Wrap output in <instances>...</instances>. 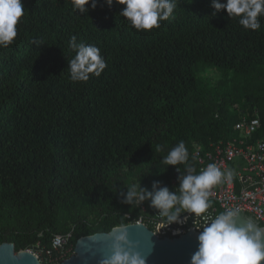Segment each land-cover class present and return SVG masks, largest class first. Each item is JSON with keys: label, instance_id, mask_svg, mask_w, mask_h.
<instances>
[{"label": "trees", "instance_id": "1", "mask_svg": "<svg viewBox=\"0 0 264 264\" xmlns=\"http://www.w3.org/2000/svg\"><path fill=\"white\" fill-rule=\"evenodd\" d=\"M22 4L17 36L0 46V245L108 233L138 216L125 180L176 193L174 168L197 174L192 144L229 140L242 114L258 115L264 137V16L251 30L212 0H176L159 27L137 30L115 2L84 13L73 0ZM73 36L100 50L99 77L71 79ZM209 68L215 86L199 76ZM181 141L187 163L164 164Z\"/></svg>", "mask_w": 264, "mask_h": 264}, {"label": "clouds", "instance_id": "2", "mask_svg": "<svg viewBox=\"0 0 264 264\" xmlns=\"http://www.w3.org/2000/svg\"><path fill=\"white\" fill-rule=\"evenodd\" d=\"M124 5L120 15L127 18L137 30H151L159 27V22L169 19L176 7V0H103L111 7L113 3ZM96 8L98 0H73L76 10L84 13L87 5ZM212 7L217 11L226 10L228 16L239 17V23L246 29L256 30L260 27L259 16H264V0H212ZM22 0H0V46H8L17 36V24L24 15ZM70 47L76 55L68 62L70 77L73 81L86 82L90 74L99 77L106 68V62L100 50L94 45L76 43L71 38ZM189 153L183 141L173 147L163 163L166 165L186 164ZM188 174L180 180L179 195L170 192L167 187L159 188L154 193L135 188L128 192V201L133 197L143 201L151 197L152 204L161 211L169 223L177 221L182 209L195 215L205 213L209 208L210 190L221 183H231L232 169L222 171L210 163L206 168L194 174L195 169L187 168ZM154 188L156 185L154 184ZM179 205V207H176ZM238 210L227 209L211 218L198 236V250L191 257V264H261L264 262V229L248 222L237 226ZM124 235L117 237L123 241ZM104 264H145V259L138 253L130 254L114 246L113 254Z\"/></svg>", "mask_w": 264, "mask_h": 264}, {"label": "built area", "instance_id": "3", "mask_svg": "<svg viewBox=\"0 0 264 264\" xmlns=\"http://www.w3.org/2000/svg\"><path fill=\"white\" fill-rule=\"evenodd\" d=\"M260 127L257 114L252 118L242 114L233 127L234 137L225 142L210 143L207 148L192 144L197 174L210 163L217 164L222 171L232 169L234 172L231 183H221L210 190V206L205 213L195 215L182 209L177 221L169 223L158 208H150L148 197L143 201L133 197L138 216L123 226L142 224L156 238L173 240L189 231L199 235L211 218L234 209L254 216L264 228V137L254 139ZM183 176L185 174L179 167L174 168L171 186L176 193H179ZM125 217L130 219L128 215ZM71 238V233L56 235L48 247L37 245L25 251L32 252L39 264H61L74 255L75 245L70 242Z\"/></svg>", "mask_w": 264, "mask_h": 264}, {"label": "water", "instance_id": "4", "mask_svg": "<svg viewBox=\"0 0 264 264\" xmlns=\"http://www.w3.org/2000/svg\"><path fill=\"white\" fill-rule=\"evenodd\" d=\"M238 211L237 226L251 222L264 229L254 216ZM120 235H124L123 241L117 240ZM198 236L189 231L173 240L158 239L142 224L116 227L108 233L78 239L74 255L61 264H104L113 254L116 244L130 254L138 253L145 259V264H191V257L198 250ZM0 264H39V261L32 252L24 250L15 253L13 244L3 243L0 245Z\"/></svg>", "mask_w": 264, "mask_h": 264}, {"label": "rangeland", "instance_id": "5", "mask_svg": "<svg viewBox=\"0 0 264 264\" xmlns=\"http://www.w3.org/2000/svg\"><path fill=\"white\" fill-rule=\"evenodd\" d=\"M199 76L201 77L202 81L209 86H215L222 78L221 74L218 71L210 68L205 69L203 72L200 73ZM236 107L238 108L237 113H241V108H239V105ZM122 187L126 191V193H128L133 188H135V190L137 191L144 190L142 182H139V180L132 179L125 180V183ZM85 216H87V214Z\"/></svg>", "mask_w": 264, "mask_h": 264}]
</instances>
